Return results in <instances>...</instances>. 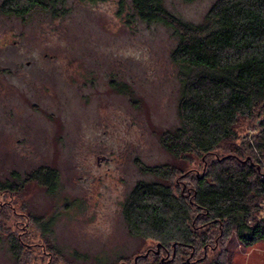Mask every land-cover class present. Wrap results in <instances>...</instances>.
Returning a JSON list of instances; mask_svg holds the SVG:
<instances>
[{"label": "rangeland", "instance_id": "rangeland-1", "mask_svg": "<svg viewBox=\"0 0 264 264\" xmlns=\"http://www.w3.org/2000/svg\"><path fill=\"white\" fill-rule=\"evenodd\" d=\"M214 2L164 7L177 28L175 18L201 24ZM2 5L0 264H135L156 242L131 233L125 204L155 178L145 167L184 166L163 143L181 125L178 34L143 21L133 0H56L27 16ZM191 254L137 264H191ZM195 264H264V241L245 247L233 235Z\"/></svg>", "mask_w": 264, "mask_h": 264}, {"label": "trees", "instance_id": "trees-1", "mask_svg": "<svg viewBox=\"0 0 264 264\" xmlns=\"http://www.w3.org/2000/svg\"><path fill=\"white\" fill-rule=\"evenodd\" d=\"M55 1L3 0L2 9L27 16ZM164 1L133 3L143 21L173 27ZM174 20L181 125L163 143L184 166L145 167L155 178L130 194L124 208L129 230L156 242L135 264L151 254L174 262L187 249L188 263L202 262L233 235L245 247L264 241V0H215L201 24ZM243 123L249 129L240 135ZM190 165L202 173L193 176ZM54 177L49 172L46 179ZM198 251L204 257L189 262Z\"/></svg>", "mask_w": 264, "mask_h": 264}]
</instances>
